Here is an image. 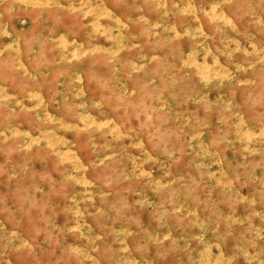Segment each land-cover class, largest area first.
<instances>
[{"label":"rangeland","instance_id":"obj_1","mask_svg":"<svg viewBox=\"0 0 264 264\" xmlns=\"http://www.w3.org/2000/svg\"><path fill=\"white\" fill-rule=\"evenodd\" d=\"M0 264H264V0H0Z\"/></svg>","mask_w":264,"mask_h":264}]
</instances>
